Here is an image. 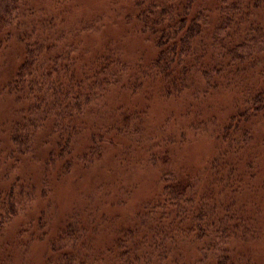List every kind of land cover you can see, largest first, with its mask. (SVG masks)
Here are the masks:
<instances>
[{"label":"trees","instance_id":"obj_1","mask_svg":"<svg viewBox=\"0 0 264 264\" xmlns=\"http://www.w3.org/2000/svg\"><path fill=\"white\" fill-rule=\"evenodd\" d=\"M23 1L0 0V31L18 26ZM124 1L131 4L132 13L126 16L135 22L131 32L145 35V41L151 42L157 51L146 67H138V73L127 79L152 86L162 98L191 93V97L197 99L199 94L190 89L197 82L201 83L198 79L205 81L203 86L207 93L217 90L220 82L226 81V69L231 72L242 65L250 69L264 68V58H255L264 53V28L248 25V33H244L240 41L231 37L235 32L233 26L241 22L248 9L246 0L211 1L212 7L205 4L208 0ZM94 23L99 25L96 19L89 21L78 35L99 33L101 25L96 28ZM229 28L233 31L229 32ZM32 37L35 40L25 49L11 80L4 86L7 96L14 103L22 104L23 114L21 122L13 128L14 134L10 137L13 148L8 157L31 152L38 131L45 129L43 131L54 140L48 143L52 150L44 165L56 166L52 169L60 171L59 180L68 174L66 170L72 165L70 146L78 135V126L87 127L83 119L86 107L103 101L116 86L119 88L127 67L120 62L115 46H112L115 49L109 45L89 50L80 47L79 40L62 43L59 37L39 38L35 33ZM47 52L52 54L49 56ZM136 85L139 84L129 88L134 91ZM242 104L243 108L230 118L218 120V128L213 133L216 156L204 167L201 179L190 178L184 171H163L153 157V166L160 169V193L138 213L139 222L132 226L133 230L121 229L113 241L105 245L110 264H180L170 256L177 253L183 241L193 264H252L253 260L245 254L250 241H255L264 212V181L259 203L247 205L241 197L252 188L251 162L255 153L250 144V129L256 122H264V88ZM124 122L121 118L115 127L116 133L109 134L107 141L91 132L88 148L76 161L87 167L102 157L106 145H115L114 141L120 137L130 138L132 134ZM59 161L63 162L61 167L56 165ZM161 163L165 161L162 159ZM40 194L43 196L44 192ZM33 195L31 192L24 197L33 201ZM16 197L13 188L0 194V233L17 216ZM30 237L47 242L51 253L47 264H87L96 259L92 257V248L90 252L84 246L78 230L70 224L60 228L51 239L37 231ZM236 244L242 247L238 252L244 253L234 255Z\"/></svg>","mask_w":264,"mask_h":264},{"label":"rangeland","instance_id":"obj_2","mask_svg":"<svg viewBox=\"0 0 264 264\" xmlns=\"http://www.w3.org/2000/svg\"><path fill=\"white\" fill-rule=\"evenodd\" d=\"M211 1L216 0L205 4L212 7ZM246 3L248 9L241 22L233 26L235 32L231 37L235 41L248 33V25L264 28V0H246ZM130 7L124 0H24L18 26L0 31V194L13 188L19 207L17 216L0 233V264H47L50 247L45 240L32 239L30 235L37 231L51 239L68 224L78 230L80 240L90 252L92 248V257L96 259L87 264H110L105 245L112 242L121 229H134L139 222L138 213L160 193V169L184 171L190 178L201 179L204 167L216 156L214 131L218 120L230 118L243 108L242 103L249 96L264 88L263 66L250 69L242 65L231 72L226 69V81L220 82L212 92L205 93V81L198 79L201 83L197 82L190 89L199 94L197 99L191 97V93L165 99L152 86L127 79L138 73V67H146L157 53L152 43L145 41V35L131 32L135 22L126 19L132 13ZM94 19L99 24L94 23L96 28L101 25L100 32L78 35V31ZM34 33L39 38L59 37L62 43L79 40L80 47L89 50L111 45L109 47L116 48L120 54L122 65L127 67L119 88L116 86L103 101L86 107L83 119L87 127L78 126V135L70 146L72 165L66 170L68 174L61 173L59 180L60 171L52 169L56 166L44 165L52 150L48 143L54 140L43 131L45 129L38 131L31 152L16 156L17 160L8 157L13 148L10 142L13 128L21 122L23 114L22 104L14 103L4 86L11 80L25 49L35 40ZM255 58H264V53ZM135 84L139 85L132 91L129 87ZM36 114L40 116L39 112ZM121 118L132 134L130 138L120 137L114 141L115 145H106L102 157L87 167L76 161L88 148L91 132L107 141L109 134L116 133L115 127ZM250 131V144L255 153L251 162L254 177L250 180L252 188L241 197L247 205L262 199L264 122H256ZM53 152L55 154V148ZM153 157L160 169L153 166ZM62 163L59 161L56 165L61 167ZM31 192L34 200L27 201L24 194ZM43 192L44 197L40 194ZM254 240L247 245L245 256L253 260L252 264H264V212ZM179 244L177 253L170 257L180 264H193L186 242ZM235 249V256L244 253L238 252L242 250L239 244Z\"/></svg>","mask_w":264,"mask_h":264}]
</instances>
